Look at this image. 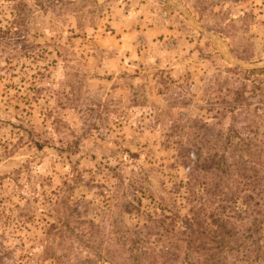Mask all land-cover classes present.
Returning <instances> with one entry per match:
<instances>
[{
	"label": "rangeland",
	"instance_id": "rangeland-1",
	"mask_svg": "<svg viewBox=\"0 0 264 264\" xmlns=\"http://www.w3.org/2000/svg\"><path fill=\"white\" fill-rule=\"evenodd\" d=\"M16 1L19 32L0 41V177L20 171L23 188L4 179L5 204L23 208L29 199L39 211L40 192L63 190L100 210L116 186L133 183L144 212V194L166 197L184 178L171 165L188 150L190 120L223 132L248 124L230 104L243 89L246 118L264 140V104L256 103L264 93V0ZM6 6L0 0V20ZM74 172L84 183L73 185ZM104 212L124 226L144 223V213L122 215L112 202ZM21 234L30 247L41 230Z\"/></svg>",
	"mask_w": 264,
	"mask_h": 264
},
{
	"label": "trees",
	"instance_id": "trees-1",
	"mask_svg": "<svg viewBox=\"0 0 264 264\" xmlns=\"http://www.w3.org/2000/svg\"><path fill=\"white\" fill-rule=\"evenodd\" d=\"M4 3L8 17L0 20L6 22L0 23V41L17 35L18 22L24 19L16 0ZM244 93H234L230 104L232 111L240 109L239 114L246 115L248 124L223 132L196 118L189 121L188 150H178L171 165L181 167L184 178L166 197L144 194L149 199L144 212L143 196L138 197L133 183L116 186L100 210L92 201L71 200L66 191L47 194L32 186L29 193L37 197L40 192L44 199L39 211L29 199L23 208L0 199V264H264V160L257 150L264 149V140L258 141L252 116L246 118L250 97ZM257 96V105H263L264 93ZM111 172L118 177L115 169ZM73 175V185L84 183L79 172ZM20 176L18 171L0 177V186L7 179L18 188L15 192H21ZM30 180L27 174L26 183ZM111 202L122 215L144 213L142 226L105 218ZM30 226L38 227L41 236L29 238L31 245L26 247L27 236L21 233ZM9 238L18 241L14 249L4 245Z\"/></svg>",
	"mask_w": 264,
	"mask_h": 264
},
{
	"label": "water",
	"instance_id": "water-1",
	"mask_svg": "<svg viewBox=\"0 0 264 264\" xmlns=\"http://www.w3.org/2000/svg\"><path fill=\"white\" fill-rule=\"evenodd\" d=\"M180 12H182L183 14H184V16L186 17V19L189 21V22H192V20L190 19V17H189V15L185 12V11H183V10H181L180 8H178V7H176ZM194 27L195 28H197V29H199V30H201L200 28H198L196 25H194ZM202 32H204L205 34H207L210 38H214V36H213V34H211V33H208L207 31H205V30H201ZM225 47H226V49H227V51H228V47L225 45ZM228 53H229V51H228ZM235 64H238V65H242V64H240V63H235ZM262 65H264V63H262V64H259V66H262Z\"/></svg>",
	"mask_w": 264,
	"mask_h": 264
}]
</instances>
